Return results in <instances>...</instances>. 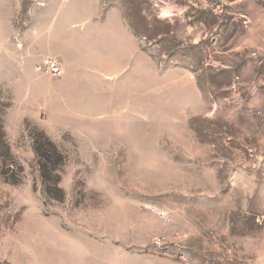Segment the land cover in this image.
<instances>
[{"label": "rangeland", "instance_id": "374dc122", "mask_svg": "<svg viewBox=\"0 0 264 264\" xmlns=\"http://www.w3.org/2000/svg\"><path fill=\"white\" fill-rule=\"evenodd\" d=\"M0 122V264H264V0H0Z\"/></svg>", "mask_w": 264, "mask_h": 264}, {"label": "trees", "instance_id": "16d2710c", "mask_svg": "<svg viewBox=\"0 0 264 264\" xmlns=\"http://www.w3.org/2000/svg\"><path fill=\"white\" fill-rule=\"evenodd\" d=\"M0 129L2 124L0 122ZM34 134L32 138V149L37 159L40 177L44 186L46 194L53 196L55 199L63 198L64 194L59 187L60 181V167L65 162L63 153L58 147L50 140V138L36 127L33 129ZM0 146L4 147V151L1 152L5 158L12 157L9 148L4 140L3 133L0 136ZM6 180V179H5ZM11 183H15L16 180H6ZM56 191V192H53Z\"/></svg>", "mask_w": 264, "mask_h": 264}, {"label": "crops", "instance_id": "0c3cea01", "mask_svg": "<svg viewBox=\"0 0 264 264\" xmlns=\"http://www.w3.org/2000/svg\"><path fill=\"white\" fill-rule=\"evenodd\" d=\"M76 26L79 27L80 24L78 23V24L74 25V28ZM76 35H79V34H77V32L76 33L74 32L73 33V37H75ZM72 48L76 50L77 56H74L73 58H71V57L66 58V60L68 62L67 63L68 67L70 66V69H72L74 67H79L80 66L76 62L75 59L85 60L86 61V65H87L86 68L87 69L90 68L91 69V72L94 74V76H96V78H99V75H100L99 73H101L100 70H101V67H102L100 62H102L104 60L102 57H100V55L102 54V52L101 51H89V52L87 51L88 53L86 55V53H82V50L78 49L77 47L73 46ZM91 58H95L96 60H98L100 62L97 61L98 63H93V66H92V63H90V61H89ZM105 62L107 63L106 66L108 68V71L105 74H107V73H109V74L110 73H119L121 71L119 68H117L118 64H117L116 61H115V63L114 62H108L107 60ZM82 65L85 66V63H83ZM98 66H100V67H98ZM115 68H116V70H115ZM105 74L103 76H105ZM105 77L108 78L107 75ZM96 104H98V105H96L95 109H101L102 108L99 103H96Z\"/></svg>", "mask_w": 264, "mask_h": 264}, {"label": "built area", "instance_id": "2783aa9c", "mask_svg": "<svg viewBox=\"0 0 264 264\" xmlns=\"http://www.w3.org/2000/svg\"><path fill=\"white\" fill-rule=\"evenodd\" d=\"M44 64L47 69L52 72V74H58L60 72V69L55 60L48 58L44 61Z\"/></svg>", "mask_w": 264, "mask_h": 264}]
</instances>
